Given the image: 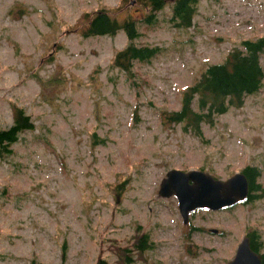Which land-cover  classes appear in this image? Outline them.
Returning <instances> with one entry per match:
<instances>
[{"label": "rangeland", "instance_id": "rangeland-1", "mask_svg": "<svg viewBox=\"0 0 264 264\" xmlns=\"http://www.w3.org/2000/svg\"><path fill=\"white\" fill-rule=\"evenodd\" d=\"M165 1L134 40L161 52L127 74L113 66L122 29L84 34L99 10L142 18L139 0H0V127L15 109L34 124L0 157V264H226L252 230L264 251V197L183 223L176 198L158 195L170 169L226 180L253 165L264 186V80L202 138L165 121L206 66L264 36V0H198L185 28ZM142 233L144 253L132 247Z\"/></svg>", "mask_w": 264, "mask_h": 264}, {"label": "trees", "instance_id": "trees-1", "mask_svg": "<svg viewBox=\"0 0 264 264\" xmlns=\"http://www.w3.org/2000/svg\"><path fill=\"white\" fill-rule=\"evenodd\" d=\"M148 10L140 20L148 25L156 23V13L165 6L164 0H139ZM198 0H175L170 22L180 27H190ZM88 17L85 13L83 18ZM137 21L129 18L122 22L113 18L105 9L92 14L84 37L114 35L122 29L129 43L114 55L113 66L131 74L134 61L150 62L161 52L160 47L136 45L134 40L140 36ZM264 79V37L243 40L240 47L230 51L222 63L208 65L201 75L188 86L182 95L178 110L166 114L165 121L179 123L183 131L192 132L202 137L201 125H212L215 117L227 112L231 107H240L246 96L257 93ZM34 129L30 117L22 109H15L13 123L6 128L0 127V157L13 156V147L21 140V134ZM249 184V199L257 198L255 192L259 187L260 170L247 166L244 169ZM264 191V190H262ZM251 248L261 253L264 264L262 241L258 233L251 234ZM138 252L152 247L146 233L136 237L133 246ZM133 258H126L124 264H132ZM29 264H35L32 260Z\"/></svg>", "mask_w": 264, "mask_h": 264}, {"label": "water", "instance_id": "water-1", "mask_svg": "<svg viewBox=\"0 0 264 264\" xmlns=\"http://www.w3.org/2000/svg\"><path fill=\"white\" fill-rule=\"evenodd\" d=\"M190 181L192 184H189ZM173 193L186 221L188 213L196 208L218 210L244 200L248 195V185L242 173L222 182L202 171L186 173L174 169L166 174L159 190V194L164 197ZM227 264H262L261 255L250 248L248 238H245L239 244L234 258Z\"/></svg>", "mask_w": 264, "mask_h": 264}, {"label": "flooded vegetation", "instance_id": "flooded-vegetation-1", "mask_svg": "<svg viewBox=\"0 0 264 264\" xmlns=\"http://www.w3.org/2000/svg\"><path fill=\"white\" fill-rule=\"evenodd\" d=\"M243 173L245 174V172H244V170H243ZM245 176H246V174H245ZM246 178H247V176H246ZM264 189V186H261L260 184H259V187H258V189L256 190V192H255V196L257 197V199H255V200H253V201H250V200H247L246 202H240V203H238L237 205H243V204H249V203H251V202H255L256 200H258L260 197H264V194H261V190H263ZM237 205H235V206H237ZM230 208H232V207H230ZM230 208H224L226 211H228ZM253 231V230H252ZM252 231H250L249 233H251ZM249 233H246V235L248 236V238H249V242H250V244H251V236L249 235ZM262 246V245H261ZM261 249H262V247H261Z\"/></svg>", "mask_w": 264, "mask_h": 264}]
</instances>
